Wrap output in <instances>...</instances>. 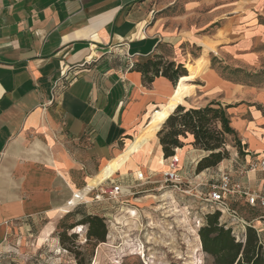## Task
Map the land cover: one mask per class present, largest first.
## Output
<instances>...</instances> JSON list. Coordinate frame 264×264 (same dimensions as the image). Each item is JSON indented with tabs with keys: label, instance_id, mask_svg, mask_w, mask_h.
Returning a JSON list of instances; mask_svg holds the SVG:
<instances>
[{
	"label": "crops",
	"instance_id": "1",
	"mask_svg": "<svg viewBox=\"0 0 264 264\" xmlns=\"http://www.w3.org/2000/svg\"><path fill=\"white\" fill-rule=\"evenodd\" d=\"M238 2L0 0V264H8L48 222L75 210L89 214L82 203L93 201L107 182L127 184L132 195L131 186L152 183L154 176L165 187L169 161L149 119L170 102L186 109L211 101L230 106V126L244 155L222 161L209 178L226 172L264 196V85L234 82L212 67L199 78L213 56L210 46L186 59L189 47H202L207 28L220 24L214 37L229 26L231 18H224ZM260 15L264 11L254 9L237 15L219 52L253 73L264 70ZM153 56L194 67L197 99L194 87L183 99L164 77L145 86L132 68ZM180 141L177 174L194 188L209 172H195L205 153L192 145L190 134ZM255 161L257 168L244 173ZM254 228L264 245V221Z\"/></svg>",
	"mask_w": 264,
	"mask_h": 264
},
{
	"label": "rangeland",
	"instance_id": "2",
	"mask_svg": "<svg viewBox=\"0 0 264 264\" xmlns=\"http://www.w3.org/2000/svg\"><path fill=\"white\" fill-rule=\"evenodd\" d=\"M252 9L256 14H261L264 11V0H239L236 5H232L227 15L229 17L224 18L226 19L224 23L231 18L225 30L218 35V29L216 36L212 37L220 25L217 22L216 27L207 28L203 32L206 38L202 40L201 48L195 46L188 48L186 52L188 61L200 55L207 46L213 49V56L199 78L208 67H212L222 77L234 82L264 85V70H256L253 73L250 68L236 67L230 56L219 55L221 40L230 31L233 20L237 15ZM259 21L264 23L262 15L259 16ZM164 52L169 54L170 51L164 49ZM196 80L197 78L192 82L194 100L197 99L195 91L199 89L197 87L199 82ZM235 140L240 141L239 147L242 148V140L237 135L236 138L225 137L224 148L229 154L228 159L240 157ZM216 167L207 169L209 172L205 178L194 188L182 184V190L178 191L166 187L164 183L165 187H161V177L154 176L152 183L141 186L135 183L131 186L130 191L136 192V195L128 194L129 189L125 186L127 184H124L122 195L116 200H109L105 195H100L104 189L107 191L112 185L107 182L106 187L103 184L96 189V193L104 199L99 201L90 199L82 203H85L82 206H86L88 212L98 214L104 219L107 229L104 243L96 247L91 246L92 244L86 243V227L75 226L72 230H67V236L75 234L76 240L60 244L59 234L68 226L75 224L78 219V216H66L57 222H48L39 234L29 240L24 249L20 248L12 253L8 264H77L75 254L83 264H213L212 258L203 251L194 254L193 250L200 243L199 237L196 241L195 236H198L205 216L216 212L204 202L209 185L214 180L209 178L212 175L209 173ZM153 170L157 171L156 167H153ZM230 205L237 212L239 219L252 227L259 228L260 222L264 221V209L250 207L243 200H235ZM219 222L234 228L240 239L244 238L246 226L243 229L241 223L237 224L226 216L219 218Z\"/></svg>",
	"mask_w": 264,
	"mask_h": 264
},
{
	"label": "trees",
	"instance_id": "3",
	"mask_svg": "<svg viewBox=\"0 0 264 264\" xmlns=\"http://www.w3.org/2000/svg\"><path fill=\"white\" fill-rule=\"evenodd\" d=\"M214 26L216 24L212 27ZM132 69L141 73L145 86L150 85L156 77L168 79L174 87L177 86L174 90L181 93L183 99L190 95L194 87L192 82L196 79L194 67L187 65L184 67L182 64L165 60L162 56L144 59ZM180 105L179 102H170L165 112H158L149 119L151 123L149 130L157 134L163 157L168 159L174 156L175 150L183 146L180 137L190 134L193 137L192 145L207 153L197 162L196 174L214 168L227 160L229 154L224 148L225 137L236 138L237 135L230 126V116L227 112L230 106H222L215 101L209 102L202 108L186 109ZM235 142L238 154L243 156V147H239L240 141L235 140ZM67 216H78V219L75 224L68 226L59 234L60 244L64 245L76 240L75 234L67 236V230H72L75 226L86 227V243L92 244L91 246L96 247L105 242L107 229L102 217L78 210ZM219 218V212L205 216L204 224L199 229L198 236H195L196 241L199 237L200 243L194 248V254L203 251L212 258L213 264H264V245L256 229L251 225L246 226L244 238L236 240L232 229L225 223H220ZM75 258L77 264H83L76 254Z\"/></svg>",
	"mask_w": 264,
	"mask_h": 264
},
{
	"label": "built area",
	"instance_id": "4",
	"mask_svg": "<svg viewBox=\"0 0 264 264\" xmlns=\"http://www.w3.org/2000/svg\"><path fill=\"white\" fill-rule=\"evenodd\" d=\"M168 161V169L162 174L163 182L166 187L181 191L182 183L180 182L177 174V159L175 155L168 158ZM257 163L258 161L250 162L243 172L254 171L258 166ZM260 165L263 167L264 161L260 162ZM141 177V175H138L139 180H141ZM100 195H105V198L109 200H116L120 195H122V187L118 184L111 185L107 191L104 189ZM100 195L96 193V195L92 197V200L99 201L104 199L100 197ZM236 197L244 198L245 203L250 207L264 209V196H258L253 192L245 190L240 184L234 182L232 180V176L226 172L220 173L218 178L209 185V190L205 195L204 202L209 204L211 208H214L216 212H219L220 218L226 216L234 222L236 221L237 224L241 223L242 228L244 229V227L248 226V224L239 219L237 212L232 209L230 205L231 202L237 199ZM227 227L229 226L227 225ZM230 228L232 229V234L235 236L236 240H239L240 237L236 234L234 228Z\"/></svg>",
	"mask_w": 264,
	"mask_h": 264
}]
</instances>
